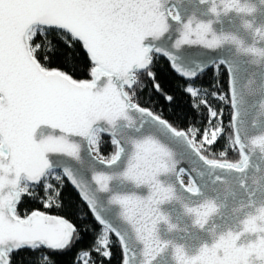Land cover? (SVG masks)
Listing matches in <instances>:
<instances>
[{"label": "snow or ice", "instance_id": "obj_1", "mask_svg": "<svg viewBox=\"0 0 264 264\" xmlns=\"http://www.w3.org/2000/svg\"><path fill=\"white\" fill-rule=\"evenodd\" d=\"M238 3H226L225 12ZM236 10L251 11L245 7ZM212 11L218 14L216 8ZM168 30L163 0H0V264H14V254L25 250H47L50 256H56L73 249L81 239L78 224L39 210L23 216L17 210L24 197L36 199L44 208H60L69 185L78 190L103 227L99 244L92 250L103 258L100 264H110L113 255L109 233H114L122 245V264H133L135 254L104 215L106 210L100 206L97 193L109 191L114 179L110 170L128 150L129 146L118 138L117 128L120 121L131 124L130 113L141 114L173 135H184L141 106L138 99L144 80L151 81L169 104L174 98L154 70L157 54H168L145 43L150 37L161 38ZM211 31L210 24H200L193 30L190 22L176 47L197 43L216 47L227 39L213 35L208 40ZM74 49L86 50L91 62L86 65L90 80L73 78L68 54L74 57ZM168 59L177 75L195 76L177 66L170 56ZM220 65L223 62L217 69ZM225 70L234 98L230 69ZM186 90L193 96L198 94L190 87ZM215 117L212 112L211 118ZM101 133L111 136L115 150L109 156L100 153ZM252 143L264 149V135ZM130 147L122 176L137 186H148L151 194L147 199L117 194L110 203L120 207L121 217L144 242V255L150 258L146 264H151V259L163 251L156 246L155 234L157 223L166 217L158 214V205L173 198L172 190L157 181V176L167 171L166 158L171 153L152 135L133 140ZM86 161L103 166L91 170V182L85 179ZM54 175L55 181L51 179ZM190 211L204 220L212 208ZM245 230L264 232V228L255 227L254 219L246 222ZM237 239L230 233L193 258L177 249L176 258L179 264H251L248 258L253 251L264 253V235L244 247H236ZM220 249L224 251L223 260L216 255ZM92 251L78 254L81 264H97Z\"/></svg>", "mask_w": 264, "mask_h": 264}, {"label": "water", "instance_id": "obj_2", "mask_svg": "<svg viewBox=\"0 0 264 264\" xmlns=\"http://www.w3.org/2000/svg\"><path fill=\"white\" fill-rule=\"evenodd\" d=\"M230 2L163 0L169 30L159 39L150 37L145 41L146 45L168 54L157 56L165 57L168 61L170 56L177 66L195 74L192 78H185L188 80L197 78L221 62L230 69L234 91L233 98L229 82L232 127L241 160L236 164L210 160L195 147L186 132L178 131L184 135H173L137 112L130 113L131 124L120 121L118 138L129 147L119 164L110 170L114 179L109 191L98 192L97 195L100 206L106 210L104 215L119 229L129 250L135 254L133 264H146L150 259L144 255L145 244L138 239L133 226L121 217L120 207L110 201L117 194L136 195L144 199L151 194L148 186H137L122 176L132 141L145 135L154 136L171 153L166 158L167 171H162L157 181L173 193L172 199L158 205V214L166 217L157 223L155 234L158 241L156 246L163 248V251L151 259V264H179L177 249L183 250L188 258L197 257L202 249H211L230 233L239 237L235 241L236 247H244L254 242L258 235L264 234L245 230L246 222L253 219L255 227L264 228V219L261 218V210L264 209V149L252 143L256 137L264 135V55L259 54L264 53V0H239L237 6L225 12V4ZM237 7L251 11L241 12L236 10ZM213 8L217 9L218 14L213 13ZM190 22L193 30L200 24H210L212 31L206 37L208 40L213 35L227 39L216 47L197 43L177 48V41L181 39L185 25ZM105 83L106 79L100 86ZM101 134L111 137L108 133ZM84 167L88 168L85 179L90 182L91 170L103 168L91 161H86ZM182 173L191 181L190 186L182 180ZM92 186L95 187L94 182ZM208 206L212 211L204 220L195 211H190H204ZM216 255L223 260V249L218 250Z\"/></svg>", "mask_w": 264, "mask_h": 264}, {"label": "trees", "instance_id": "obj_3", "mask_svg": "<svg viewBox=\"0 0 264 264\" xmlns=\"http://www.w3.org/2000/svg\"><path fill=\"white\" fill-rule=\"evenodd\" d=\"M38 43H45L43 40ZM75 51V56L69 53L70 65L73 68V78L78 80H90V59L86 58V51ZM214 65L211 69L199 75L193 80H188L172 69L169 61L162 56H156L154 70L157 72L166 91L174 96L170 102L165 100L160 93L152 87L151 81L144 80L138 91V99L141 106L148 107L151 111L166 120L177 131H184L189 138L198 130L197 140L210 127L213 121L210 111L219 114V123L222 131L218 139L211 145L202 148L201 153L208 159L220 162L239 163L241 155L235 144L232 127L233 110L230 105L229 76L223 65ZM143 79V78H142ZM188 87L198 90V96L193 97L187 92ZM220 100L218 97H222ZM111 137L100 135V153L109 156L114 152ZM54 181V180H53ZM18 212L23 216L30 214L33 210H39L48 214L68 218L70 222L78 224L81 228V239L70 252L50 256L47 250L31 251L25 250L14 254V264H78V254L82 251H92L97 246V240L103 232V227L95 221L87 204L82 200L78 192L69 185L63 196L60 208H44L42 203L34 198L24 197ZM110 250L113 255L110 264H122L123 251L118 239L109 233ZM97 264L103 260L92 251ZM107 264V262H106Z\"/></svg>", "mask_w": 264, "mask_h": 264}, {"label": "rangeland", "instance_id": "obj_4", "mask_svg": "<svg viewBox=\"0 0 264 264\" xmlns=\"http://www.w3.org/2000/svg\"><path fill=\"white\" fill-rule=\"evenodd\" d=\"M189 88V87H188ZM192 89H194L197 93L198 90L190 87ZM188 92V91H187ZM189 94L192 95V93L188 92ZM199 94V93H198ZM198 94L196 96L193 97H197ZM223 97V96H222ZM214 111H210V118H211V113ZM216 113V112H215ZM211 120L213 121V123L210 125V127L202 134V136L200 137V140H197V136L199 131L195 130L194 134L191 136V141L192 143L195 145V147L199 150H201L202 148H204L207 145H211L212 143H210V141H212L213 139H215V141L218 139L220 132H221V127H220V123H219V114L216 113V117L215 118H211ZM213 130H215V134L213 136ZM207 136V140L204 139V137ZM62 175V173H60ZM181 178L182 180L186 183V185H191V181L189 180V178L187 177V175H185L184 173L181 174ZM52 180L55 181V175L51 178ZM103 235V232H102ZM79 258V257H78Z\"/></svg>", "mask_w": 264, "mask_h": 264}, {"label": "clouds", "instance_id": "obj_5", "mask_svg": "<svg viewBox=\"0 0 264 264\" xmlns=\"http://www.w3.org/2000/svg\"><path fill=\"white\" fill-rule=\"evenodd\" d=\"M52 48H54V45H51ZM264 234L258 235L257 239L254 242H249L248 245L252 243H257L260 236ZM251 264H264V253H261L260 251H253L252 255L248 258Z\"/></svg>", "mask_w": 264, "mask_h": 264}, {"label": "built area", "instance_id": "obj_6", "mask_svg": "<svg viewBox=\"0 0 264 264\" xmlns=\"http://www.w3.org/2000/svg\"><path fill=\"white\" fill-rule=\"evenodd\" d=\"M218 98H219V97H218ZM220 100H223V99H220ZM101 236H102V234L99 236V238H98V240H97V245L99 244V239H100ZM108 236H109V234H108ZM76 261H77L78 264H81L79 258H77Z\"/></svg>", "mask_w": 264, "mask_h": 264}]
</instances>
